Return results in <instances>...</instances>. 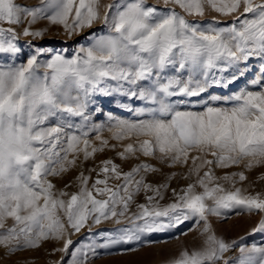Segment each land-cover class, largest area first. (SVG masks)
Returning <instances> with one entry per match:
<instances>
[{
    "label": "snow or ice",
    "instance_id": "1",
    "mask_svg": "<svg viewBox=\"0 0 264 264\" xmlns=\"http://www.w3.org/2000/svg\"><path fill=\"white\" fill-rule=\"evenodd\" d=\"M97 23L103 31L71 53L37 48L20 58L21 37L56 26L71 38ZM251 60L260 63L250 82L258 87L209 95L202 111L182 108L228 89ZM100 97L134 118L93 122ZM257 169L264 0H0V255L51 241L59 246L50 254L67 255L82 229L127 221L102 242L81 241L67 260L91 264L98 249L194 221L183 235L196 232L198 246L168 264H264V246L226 241L210 222L238 210L259 217L251 231L264 233V191L254 193L264 171L250 179Z\"/></svg>",
    "mask_w": 264,
    "mask_h": 264
},
{
    "label": "rangeland",
    "instance_id": "2",
    "mask_svg": "<svg viewBox=\"0 0 264 264\" xmlns=\"http://www.w3.org/2000/svg\"><path fill=\"white\" fill-rule=\"evenodd\" d=\"M18 2H24L27 5H35L37 0H18ZM110 0H101L102 4L109 3ZM147 3L153 5L156 0H147ZM207 20H211V16L206 17ZM231 20L227 21L230 23ZM44 23L35 27H43ZM222 23H224L222 21ZM103 31V26L99 23L95 24L93 28L82 32L80 35H73L69 38L61 28L56 26H49V31L41 38L33 39L31 37H21L19 45L21 46V59H26L27 55L33 53L37 48L47 51H61L71 53L78 46L84 44L86 38L91 33L100 34ZM45 57H41L44 59ZM260 63L256 60L249 62V67L246 69L245 76L239 78L230 85L228 89L224 88H210L207 93L203 94L202 98H192L191 103L186 107L188 110L202 111V104L208 100L209 95H227L231 91H238L241 88L252 89L258 87V85H252L250 82L257 79L259 73ZM125 103H134L140 105L139 101L129 102L126 98H122ZM216 106H220L219 104ZM96 107L101 109L93 117V122L101 123L106 120L105 113H111L119 118L133 119L134 117L119 107V104L112 98L100 97L98 98ZM106 137L109 133L105 132ZM105 155L111 156L113 153H106ZM105 155H99L98 159L105 158ZM119 162V161H117ZM238 170V169H233ZM168 171V170H165ZM264 169H257L251 175L250 179H255L259 176L260 172ZM185 182L173 181L172 187L183 186ZM264 191V182H261L255 186V192ZM253 193V194H254ZM142 198H141V201ZM167 202V201H165ZM238 210H234L231 213L226 214V218L212 217L210 222L216 234L226 241H237L240 244L246 246H264V233H252V228L259 219L257 216H249L247 214L237 215ZM127 221L121 225H116L112 222H104L99 226H93L91 231L85 228L80 233L71 237L73 245L69 249L67 255L56 252L54 255L50 254L56 242L51 241L45 243L44 247L39 251L21 253L16 256L6 257L0 255V264H67V260L70 259V253L74 247H76L81 241L96 239L97 242H102L101 236L105 233H113L116 229L128 227ZM194 227V221H186L184 224L179 225L176 228H169L163 231L146 233L141 236L139 242H133L129 245H116L110 249H98L94 257L91 258V264H168V261L174 257L181 248L188 246H198L199 238L196 232H189L187 236L183 235L189 228ZM243 237V239H241ZM135 249V251H132ZM238 255V252H232L227 256L232 257Z\"/></svg>",
    "mask_w": 264,
    "mask_h": 264
}]
</instances>
